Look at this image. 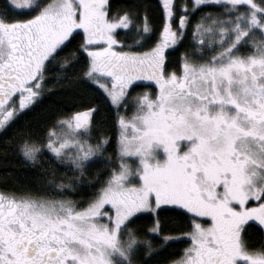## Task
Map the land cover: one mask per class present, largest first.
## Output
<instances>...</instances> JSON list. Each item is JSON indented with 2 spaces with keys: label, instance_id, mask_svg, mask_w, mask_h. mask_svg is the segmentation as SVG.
Wrapping results in <instances>:
<instances>
[{
  "label": "rangeland",
  "instance_id": "rangeland-1",
  "mask_svg": "<svg viewBox=\"0 0 264 264\" xmlns=\"http://www.w3.org/2000/svg\"><path fill=\"white\" fill-rule=\"evenodd\" d=\"M7 1L0 9L1 71L11 64L12 45L35 38L42 21H60L45 56L80 32L84 75L115 114L117 169L80 210L0 194V264H38L35 252L26 254L33 242L54 253L46 264H127L129 220L159 208L191 217V246L173 264L264 263L241 241L248 222L264 231V0H158L163 28L141 53L120 49L115 33L129 23L109 18L105 0ZM202 5L224 14L187 27ZM184 39L189 55L180 70L165 71L166 52ZM34 77L0 89V132L39 97L41 77ZM89 117L75 111L58 122L46 149L76 167L99 155L105 139L93 141Z\"/></svg>",
  "mask_w": 264,
  "mask_h": 264
},
{
  "label": "trees",
  "instance_id": "trees-1",
  "mask_svg": "<svg viewBox=\"0 0 264 264\" xmlns=\"http://www.w3.org/2000/svg\"><path fill=\"white\" fill-rule=\"evenodd\" d=\"M105 3L109 18H126L129 23L126 32L115 33L120 49L141 53L154 46L164 23L163 7L158 0ZM222 14L220 8L202 5L189 14L187 27L203 17ZM173 19L172 26L176 22ZM81 46V35L74 33L46 64L39 97L0 132V194L14 199L63 202L80 210L93 201L116 171L115 114L102 93L91 85L90 77H85L88 61ZM188 52L187 39L169 49L164 70H180ZM75 111H91L93 141L105 139L102 147L96 149L101 153L78 167L69 163L75 161L53 156L46 149L49 133ZM191 229V217L175 208H159L155 215L135 216L125 228L131 242L127 264L177 262L191 246ZM241 241L246 251L264 254L260 227L245 225Z\"/></svg>",
  "mask_w": 264,
  "mask_h": 264
},
{
  "label": "flooded vegetation",
  "instance_id": "flooded-vegetation-1",
  "mask_svg": "<svg viewBox=\"0 0 264 264\" xmlns=\"http://www.w3.org/2000/svg\"><path fill=\"white\" fill-rule=\"evenodd\" d=\"M40 0H35V6ZM8 4H18L20 6H23V2L21 0H8ZM20 6L17 7L18 12L23 10H29V7H25L24 9L19 8ZM33 4H31V7ZM30 7V8H31ZM6 9V8H3ZM42 27L40 29H36L35 27V38H32L30 41L25 39L24 41L21 38H18V41L13 44V54L10 57L11 64L8 68H2V71L0 70V89L7 88L9 89V85H15L17 86L16 80L19 78V80L25 77H28L33 71H35V79L33 80L34 82H39V78L41 77V81L39 82V88H41L44 80V73H45V67L46 64L49 62V60L52 59V57L57 53L58 50H60L69 40L71 39L72 34L63 44H59L57 48L53 50L49 55L45 56L43 55V51L46 50V48L49 49L53 42V35L58 31L60 21L58 19H52V20H45L42 21ZM40 30V31H39ZM75 33H80V32H75ZM17 40V39H16ZM5 51H6V45L8 44L7 42H3ZM63 44V45H62ZM50 45V46H49ZM62 45V46H61ZM61 46V47H60ZM9 57V56H8ZM9 64V63H8ZM148 74L150 72V68ZM136 70V67L133 69V71ZM155 71L158 72L157 67H155ZM14 74V77H8L7 75ZM15 81H14V80ZM13 80V81H12ZM8 96V94H6ZM2 94H0V100L2 99ZM90 116L88 118V122L92 120V115L91 111L89 112ZM90 124V123H89ZM252 223L258 227L261 228L262 234L264 235L263 231V226L259 225L258 223L255 222H248ZM246 223L245 225H247ZM242 233V232H241ZM2 245V244H1ZM27 248L26 254H32L35 252V263L37 262L38 264H46L50 261V259L54 256V253L49 252V251H43L39 249V246L37 243H29ZM243 251L248 253L244 246L242 245ZM3 250V249H2ZM250 253V252H249ZM258 255H263L264 254H258ZM244 259V258H241ZM246 260V259H245ZM247 264H251L246 260ZM264 264V263H261Z\"/></svg>",
  "mask_w": 264,
  "mask_h": 264
}]
</instances>
